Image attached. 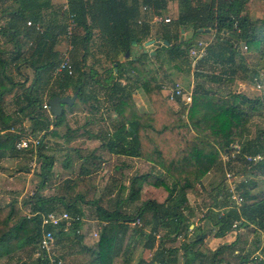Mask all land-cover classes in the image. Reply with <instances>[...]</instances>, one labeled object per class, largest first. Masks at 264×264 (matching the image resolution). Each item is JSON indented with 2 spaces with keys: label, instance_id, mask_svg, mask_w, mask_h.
I'll return each instance as SVG.
<instances>
[{
  "label": "trees",
  "instance_id": "trees-1",
  "mask_svg": "<svg viewBox=\"0 0 264 264\" xmlns=\"http://www.w3.org/2000/svg\"><path fill=\"white\" fill-rule=\"evenodd\" d=\"M173 1H177L179 10L170 22L163 23L161 34L157 35L162 42L154 48L155 56L151 54L152 49L142 48L137 52L136 48H141L153 36L152 13L144 12L142 5H150L157 13L167 14ZM248 2L69 0L77 21L72 52L76 76L63 72L52 81L53 71L62 59L61 50L56 46L66 28L67 12L62 8L61 13L58 12L64 19L63 24L55 19L46 22L45 14L51 7V0H0V35L9 37L15 44V49L9 50L5 42L0 43V161L34 153L16 148V141L26 132L27 121L32 122V133L48 130L47 135L61 136L57 127L65 121V108L61 115L54 114L55 119L51 120L44 103L53 96L67 95L68 88L73 85L77 99L88 101L97 112L107 101L117 115L112 126L117 135L111 132L112 128H106L97 135L102 139L101 147L112 154L143 158L155 169L159 168V171L134 174L128 185L121 183L115 206L110 207L103 204L102 196L89 201L82 192L73 197L43 194L42 189L55 176V158L40 147L36 173L41 179L36 191L22 200L13 198L0 204V258L8 256L12 260L24 249L29 256L35 254L43 231L42 213L65 209L74 217H84L83 203H90L96 208L97 219L103 223L97 248L93 250L95 264H132L130 259L122 257L129 232L136 230L146 234L144 245L153 249L160 229L164 233L159 235L154 255L165 264L178 251L168 244L175 242L178 236L187 238L194 230L190 227V218L195 212L189 205V194L202 183L207 173L221 167L223 153L231 157L238 150L242 169L234 170L236 167L231 160L225 161L224 166L230 165L231 171L245 175L237 185L244 197L243 204L240 208L230 204L226 184L225 195L221 189L217 190L212 202L214 208L210 207L200 220L212 222L217 236L247 226L264 231V188H259L264 185V159L249 161L246 158V155L264 156V126H260L254 136L249 135L252 119L255 116L264 118V17L252 16ZM140 18L141 22L138 21ZM29 19L44 23L45 30L42 32L34 25L29 26ZM78 28L84 30L83 35H77ZM182 29H191V35L181 34ZM207 34H213V40L208 44L206 54L193 64L189 48L197 43L199 36ZM95 35L96 48L110 64L105 69L107 100L100 98L99 89L87 90L93 82L103 84L95 78L99 72L94 66L100 60L92 62L89 70L85 68L96 42H93ZM245 44L247 49L243 48ZM128 50L130 57L121 60L119 56L122 53L125 56ZM79 51H82L80 57ZM156 56L176 70L194 76L193 101L189 105L184 103L177 112L164 95L157 70L148 66L150 58ZM23 64L33 69L31 84H27L29 76L22 72ZM12 67L21 73V78L11 73ZM238 80L261 84L262 94L252 96L235 90L233 87ZM17 88H20V92H15L17 107L9 111L4 99ZM137 88H143L147 94L153 107L151 112L138 108L133 95ZM51 125L54 128L49 130ZM71 132L72 129H68L64 133L68 140L73 138ZM94 156L95 153L85 156L84 163L90 164ZM22 168L29 170L27 165ZM80 173L89 175L91 169L83 167ZM145 183L163 187L167 191L166 198L160 201L149 197L134 212L129 211L126 206L139 198ZM235 220L240 221L237 228L233 227ZM64 224L56 231L57 241L66 235ZM83 224V219L72 220L69 230L74 232L75 244L83 242L84 234L78 232ZM203 226L207 229V223L196 225V228L202 230ZM146 227L150 228L148 232ZM203 240L200 233L193 242H185V255ZM258 241L254 248L239 246L238 240L222 244L207 258L208 263L199 264H236L228 260L229 254L237 258V264H264V242L260 247L263 240L259 238ZM259 249L262 257L255 255ZM61 256L65 257L64 254ZM189 262L188 259L185 264ZM36 264L51 263L39 256Z\"/></svg>",
  "mask_w": 264,
  "mask_h": 264
},
{
  "label": "rangeland",
  "instance_id": "rangeland-1",
  "mask_svg": "<svg viewBox=\"0 0 264 264\" xmlns=\"http://www.w3.org/2000/svg\"><path fill=\"white\" fill-rule=\"evenodd\" d=\"M178 6L177 1L171 2L169 9L166 11L167 14H169L172 18H174L177 14L176 8ZM249 11L252 16L254 17H264V0H249L248 2ZM60 12V11H59ZM61 13V12H60ZM46 22L47 20H51V18L48 17L49 13L46 14ZM61 15V14H60ZM56 15L55 19L59 22V24H63L64 19L62 16ZM51 17V16H50ZM53 17V16H52ZM44 24V23H43ZM163 23H157L153 25V32L152 37L150 39H157L159 38L157 35L161 34ZM192 30H181V34L184 36H190ZM76 33L78 36H81L84 34V30L82 28H78L76 30ZM97 34V33H95ZM149 39V40H150ZM198 40H205V42H208V44L213 40V34H207V35H201L197 38ZM96 40V42H95ZM5 42L6 47L9 50L15 49V44L10 40L9 37H5L0 35V43ZM93 47L90 50V53L87 57L88 61L86 62V70H89V65L92 64L95 60H100L99 62H95L94 68L99 72L98 75L95 76L96 79H100L102 81V85H96L95 82L88 85L87 90L90 88H96L99 89V95L100 98L103 100L106 97V81L105 78L107 77V73L105 71L106 68L110 67L109 61L107 62L105 56L96 48V45L98 43L97 35L93 36ZM66 45V41L64 39H59L57 42V49H64ZM160 41L155 42L153 45H145V42L142 44L141 48H136V51L139 52L142 48L152 49V51H155L154 48L157 46H160ZM26 48V47H25ZM151 51V54H152ZM82 51H79V57L81 56ZM155 56L154 54H152ZM121 60H124L125 58L130 57L124 56L122 53L120 56ZM156 57H152L149 60L148 66L153 68L154 70H157V76L162 85H170L176 81L182 82L187 87L189 86H195L194 76L193 75H187L185 72H181L176 70L175 68L171 67L170 64H168L165 61H162ZM22 72L29 76L30 80L27 84H31L32 77L34 75L33 69L27 65L21 66ZM170 72V74H166ZM11 73L16 75V78H21V73H18V71L15 68H11ZM73 76H76L73 74ZM60 77V76H59ZM58 75H54L52 77V81L57 80ZM104 85V87H103ZM100 87V88H99ZM237 91L246 92L252 96L254 95H260L262 94V89L258 88L254 83L250 81H244V80H238L236 84L233 87ZM20 92V88H17L13 93L6 95L4 99V104L7 110L12 111L17 106L15 103V97L16 93ZM164 95L166 96V99L168 103L172 106L174 111L181 110L184 103L181 101H172L167 97V91L163 89ZM67 95L73 96L75 93V86L71 85L67 90ZM134 98L137 102L138 108L141 111L145 112H151L153 110V107L151 103L149 102L148 96L145 93L143 88H137L134 90ZM76 101V102H75ZM74 101L73 104H64V108L66 111L65 114V121L64 123L57 127V130H59L61 136H55L52 133L48 134L47 139H45V143L47 144L45 148L47 154L54 156V165L53 168L55 172L60 173V175H56L57 178L55 181L52 180L47 184V187L43 188L44 194L47 195H66V196H76L79 192H82L85 195V200L93 201L99 197L102 196L103 204L106 206L114 207L115 202L119 197V191H120V184L125 183L129 184L130 178L136 174V173H144L148 171H159V168H154V165L146 161V165H138L140 163V159L143 158H132V157H123L122 155L112 154L110 153L106 148L101 147V138H98V134H101L106 128H112V133H115L117 135L116 130L112 127L113 125H107V120L105 118H109V121L112 122L116 117H114L115 113L112 109V106L109 102L106 101L104 103V108L100 110L99 112L95 111L91 104L85 100L77 99ZM49 118L51 120L55 119V116H51L49 112H47ZM117 116V115H116ZM104 122V123H103ZM264 126V118L260 116H255L251 121V130L249 131V135L254 136L257 132V129L259 127ZM30 127H26V132H31ZM54 127L51 125L50 130H52ZM68 129H72V132L70 135H73L74 137L70 140L64 135V133L68 132ZM124 141H127V138H123ZM237 146V144L235 145ZM29 151V150H25ZM95 153L94 158L92 159V162L90 164L84 163V157L88 156L89 154ZM228 154L223 153L222 154V165L219 167V169H212L209 173H207L202 183L199 184L195 190L192 191H198L199 190V202L200 203H211L212 199L214 198V195L217 193V190L221 189L222 194H224L225 186L227 184L226 179V171L230 170V165L226 167L224 166V163L228 162V160H231L230 162L234 163V166L237 170L238 168L242 169V160L239 155H231V157L227 156ZM33 155L29 152L28 155H21L19 156V159L17 158H3L0 161V164H5L7 167L6 174H2V169L0 168V175L5 176L2 179V183H0V202L5 203L10 197L14 196L17 191L23 193V196H27L26 194L33 195V191H36L37 186L40 182V179L38 176L21 173L17 176H25L21 179L23 180H17L15 181L13 176L15 174H12L11 177L9 173H16L19 170L13 169L12 171L9 170V167H19L23 165L29 166V168H38L39 163L37 164V157L36 159L32 157ZM125 160V161H124ZM130 165L129 167H125L122 169V164ZM67 164V165H66ZM83 167H89L91 169V173L88 175L81 174V169ZM134 168V169H133ZM242 172V171H240ZM245 173V172H244ZM246 174V173H245ZM39 175V174H37ZM40 176V175H39ZM244 176V174L242 175ZM41 177V176H40ZM12 178V179H10ZM0 179V181H1ZM3 179L5 180L3 182ZM5 183V184H3ZM13 185V186H11ZM73 187V188H72ZM161 193H150V191H146V194L143 195V198H149V197H156L162 199V193L163 190L167 194V191L163 188ZM259 188H264V185H262ZM144 189V188H143ZM21 190V191H20ZM143 191V190H142ZM42 192V191H41ZM221 195V194H220ZM143 202L142 199H137L135 202H133L130 205H127L129 211L134 212L139 204ZM195 202H197V199H195ZM63 208V207H61ZM84 208V224L83 229L88 232L89 234H92L93 239H89V242H96L97 239L100 237V233L102 231V226L98 225L97 217H96V208L93 204L90 203H83ZM205 210L199 208V215H197L198 218H202L204 216ZM133 226V225H132ZM243 229L240 231L242 232V240L239 242V246H245L246 248H254L256 244L259 243L258 239L261 238L263 240L260 243V247L262 246L264 242V231L256 229L254 226H247L242 227ZM97 231L98 236H94L93 232ZM69 232H73L72 230H69ZM71 238H73V233L70 235ZM139 239V238H138ZM138 239L137 241H133L132 243H135L134 248L138 247ZM185 237L178 236L176 241V245H179L182 242L185 241ZM190 239H195L194 235L190 236ZM58 240V239H57ZM183 244V243H182ZM69 249L67 250V256L70 258L71 262L74 264H91V255L90 254H78L75 252V250L78 249L76 245L69 244ZM128 249V248H127ZM137 256L138 252H135ZM127 255L131 256L133 255L132 249H128ZM255 255H259L260 257L263 256L262 250L260 249ZM228 260L238 263L237 258L234 257V255L228 256ZM37 258L36 255L33 254L32 256H29L26 252V249L19 250L17 252V255L14 259H8V256H4L0 258V264H36ZM227 264V263H226ZM250 264H254L253 262H250Z\"/></svg>",
  "mask_w": 264,
  "mask_h": 264
},
{
  "label": "built area",
  "instance_id": "built-area-1",
  "mask_svg": "<svg viewBox=\"0 0 264 264\" xmlns=\"http://www.w3.org/2000/svg\"><path fill=\"white\" fill-rule=\"evenodd\" d=\"M62 9L67 12L65 25L66 28L61 36L66 41V45L61 52L62 59L53 71V74L56 76H59L63 72H68L71 75L75 73L72 52L74 50L73 35L77 27L76 14L70 10L69 0H66L64 2V4L62 5ZM142 10L144 12L152 13V17L150 20L153 24L167 23L172 19L168 14L157 13L152 6L147 4L142 5ZM138 21L141 22L142 18H140ZM27 24L29 26L34 25L38 30L42 32L45 30L41 22L35 23L32 21V19H29L27 21ZM207 46L208 42H205V40H198L196 44L192 45L189 48V54L193 58V64H196L197 60L206 54ZM243 48L247 49V45L245 44ZM256 86L260 88L261 84L257 83ZM163 89L167 91V97L172 101H181L188 105L193 101L194 86L192 85L187 87L182 82L176 81L170 85H163ZM44 108L50 113L51 116H54V113L51 110V105L48 101L44 103ZM47 132L48 130H42L37 133L25 132L16 141V148L19 150H33L34 153L31 154L37 157L38 149L40 147H46L47 145L44 144L45 139H47L48 137ZM237 148L239 149L238 145ZM238 153L239 150L232 153V155L235 156ZM227 156H229V154ZM246 158L249 161H260L264 159V156H262L261 154L246 155ZM242 175L243 174L236 173V171H226L230 204L237 208H240V206L244 202V197L237 188L238 182H240L241 179L245 177V175ZM74 219L84 220V217H74L68 210L65 209L51 210L48 213H42L41 225L43 231L36 244V257L41 256L43 259H47L51 264H66L65 259L56 251V231L62 227V223H65L63 229L65 231L69 230L72 226V220ZM239 222V220H235L233 223V227L237 228ZM80 231L81 229H78V232ZM96 235H98V233H96Z\"/></svg>",
  "mask_w": 264,
  "mask_h": 264
},
{
  "label": "crops",
  "instance_id": "crops-1",
  "mask_svg": "<svg viewBox=\"0 0 264 264\" xmlns=\"http://www.w3.org/2000/svg\"><path fill=\"white\" fill-rule=\"evenodd\" d=\"M65 1L66 0H51V7L46 11V13L47 12L49 13L48 17L51 18V20L53 18H55L56 15H59L58 12L61 11L62 5L64 4ZM11 4L16 5L15 3H11ZM178 10L179 9H178V6H177V8H176L177 13H178ZM65 22H66V19H65ZM60 38L63 39L61 36H60ZM114 117H116V114L114 115ZM105 119L107 120V125H113L114 124L113 121L112 122L109 121V118H105ZM27 126L28 127L31 126L30 130L32 131V122L31 121H27L26 122V127ZM39 131L40 130H38L37 132H39ZM122 156L123 157H132V158H135V159L139 158V157L128 156V155H122ZM32 157H34L36 159L35 156H32ZM10 158H17V159H19V156H17V157H10ZM37 164H38V159H37ZM128 164L129 163L122 164L121 165L122 169L125 168V167H127V166L129 167L130 165H128ZM138 165H146V160L140 159V163H138ZM23 166H26V165H23ZM0 168L5 169V170H2V174L3 175L6 174V172H7L6 171L7 170L6 168L7 167L5 166V164H0ZM8 169L11 170V171L13 169L19 170L16 173H9V175L11 177L13 176L12 174H15V176H13V178H14L15 181H17V180H23L21 178L22 177H25V176H17V175H20L21 173H24V174L26 173L29 176H31V175L38 176L39 179L41 178L36 173L37 168H34V169L33 168L32 169L29 168L28 171L25 168L23 169L22 166H19V167H16V168L15 167H9ZM53 171L55 172L54 168H53ZM56 175H60V173L55 172V176ZM55 176H53L50 181H52V180L55 181L57 179ZM4 177L5 176H1L0 175V179L1 178H4ZM10 179H12V178H10ZM4 181L5 180L3 179V182ZM0 183H2V179H1ZM3 184H5V183H3ZM11 186H13V185H11ZM147 190L150 191V193H157V192L158 193H161L160 191H162V188L161 187L154 186V185H151V184H148V183H145L144 184V189L140 193L138 199H142L143 201L146 200L147 198H143V195L146 194V191ZM42 192H43V190H42ZM43 194H44V192H43ZM26 195L28 196V194H26ZM45 195H47V194H45ZM199 195H200L199 194V190L198 191H195L193 193L191 192L189 194V205H190L191 208L194 209V212H195L194 215L191 216V218H190V223H192L190 227L192 229L194 228V230L189 233V236L185 239V241L186 242H191V241L193 242V240L190 239V236L191 235H194L196 237L200 233L204 236V240L202 242H198L197 244L193 245L190 248V250H187L188 251V255H185V250L183 248V244H185V242H182L183 244L180 243L179 245H176L177 244L176 241H178V240H176L175 242H171L170 244H168V247H176L178 249V251L175 252V253H173L170 256V258L166 261L165 264H185V261H187L188 259L191 260V262H189L188 264H199L200 262H206V263H208V261H206V260H208L207 258L210 257L211 254H212V252L214 250H216L220 245L225 244V243H232L234 240H238V243L237 244H239L240 240H242V234H241L242 232H240L243 229L242 227L240 229H237L235 231H232L230 233H227L224 236H217L216 235V232H217L216 231V226L213 225L212 222L208 224L207 220H203L202 221V220H200V218L197 217V215H199V208L205 210V212L207 210H209L210 207H213L214 208L213 203H212L213 202V199H212V202L209 203V204H207V203H200L199 202V199H200V196ZM27 196H25V195L23 196L22 191L21 192L17 191L15 193V195L12 196V197H10L6 202L10 201L13 198H18L19 200H22L23 198H27ZM166 196H167V194L163 190L162 197H161L162 199L156 198V197H151V198H155V199H158L160 201H163L166 198ZM195 199H197V202H195ZM0 204H4V203L0 202ZM141 204H139V205H141ZM97 222H98V225L100 226L101 225V222L98 219H97ZM204 223H207V227H206L207 229H205L204 226H203L202 230H200L199 228L198 229L196 228V225H202ZM208 227L210 229H208ZM149 230H150L149 227H146L145 228V231L146 232H148ZM80 232H83V234H84V239H83V242H82L81 245L75 244L73 242V238L74 237L71 238L70 235L72 233L74 235V232H69V230H67L66 231V235H64L59 241H57V243H56V251L60 255L61 254H64V256H65L64 259H65L66 263H72L71 260H70V258H68L66 252L69 249V246L68 245L69 244H73V245H76L78 247V249L75 250L76 253H78V254H81V253L90 254L91 255V262L90 263L91 264H95L96 262H95V259L94 258H95L96 255H95V253H93V250H95L97 248V244H98V240L99 239H97L96 242H91L90 243L89 242V239H91V240L93 239L92 234L91 233L89 234L88 232H86L83 229V226H82ZM96 233H98V232L97 231L93 232V235L95 236ZM162 233H164V230L163 229H160L159 233L157 234L158 239L156 241L155 247L153 249H149V248L145 247V245H144V243L146 241V234L145 235H142V232H138L136 230L130 231L129 234H128V237L126 239V243H125V246H124V250H123L122 257L130 259L131 262H132V264H162L160 262V260H158V259L155 258V255H154V252H155V250H157V247H158V244H159V235H161ZM263 235H264V233H263ZM96 236H98V235H96ZM137 239H138V247L136 249V247L134 248L135 243H132V240L133 241H137ZM83 246H86V247H83ZM88 247L90 249H88ZM129 247L133 251V255H131V256H128L127 255V251L129 249ZM258 251H256V253ZM135 252H138V255L137 256H135L136 255ZM228 256L229 255H227V257ZM206 263H204V264H206ZM72 264H74V263H72ZM223 264H226V263H223Z\"/></svg>",
  "mask_w": 264,
  "mask_h": 264
},
{
  "label": "water",
  "instance_id": "water-1",
  "mask_svg": "<svg viewBox=\"0 0 264 264\" xmlns=\"http://www.w3.org/2000/svg\"><path fill=\"white\" fill-rule=\"evenodd\" d=\"M184 30V29H183ZM208 31H210L208 29ZM160 41L162 42V39L157 38V39H150L148 41L145 42V45H153L155 42ZM166 44L168 45L169 42L166 41ZM156 51H152V54H155ZM130 55V51L128 50L126 52V56ZM77 97V93H75L73 96L70 95H65V96H53L51 97L48 102L51 105V110L55 115H61L64 112V104H73L74 101L76 100Z\"/></svg>",
  "mask_w": 264,
  "mask_h": 264
}]
</instances>
